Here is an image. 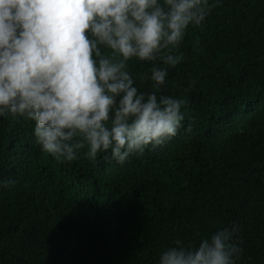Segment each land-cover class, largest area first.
<instances>
[{
  "label": "trees",
  "instance_id": "1",
  "mask_svg": "<svg viewBox=\"0 0 264 264\" xmlns=\"http://www.w3.org/2000/svg\"><path fill=\"white\" fill-rule=\"evenodd\" d=\"M174 51L160 91L186 100L181 127L122 164L60 162L33 121L0 116V264H156L233 223L235 264H264V0H220ZM152 63L128 62L139 91Z\"/></svg>",
  "mask_w": 264,
  "mask_h": 264
},
{
  "label": "clouds",
  "instance_id": "2",
  "mask_svg": "<svg viewBox=\"0 0 264 264\" xmlns=\"http://www.w3.org/2000/svg\"><path fill=\"white\" fill-rule=\"evenodd\" d=\"M220 0H0V116L34 122L41 150L71 162L108 151L124 163L176 135L186 100L161 94L187 28ZM151 61L139 91L132 59ZM157 61L160 65H157ZM194 83V81H192ZM110 150V151H109ZM13 180L0 181L7 186ZM238 225L196 244L176 239L156 264H235Z\"/></svg>",
  "mask_w": 264,
  "mask_h": 264
}]
</instances>
